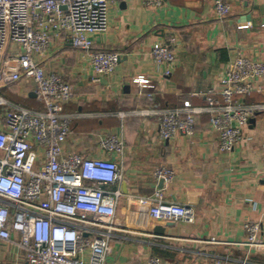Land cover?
I'll return each mask as SVG.
<instances>
[{"label":"crops","instance_id":"crops-1","mask_svg":"<svg viewBox=\"0 0 264 264\" xmlns=\"http://www.w3.org/2000/svg\"><path fill=\"white\" fill-rule=\"evenodd\" d=\"M214 1L165 0L160 8L147 7L143 0L110 5L108 27L93 38L94 48L118 53L120 62L98 82L87 55L66 41L54 42L44 62L47 72L62 75L75 90L65 111L80 118L72 123L65 150L100 158L98 141L107 134L122 136L126 144L118 231L107 264H146L151 257L164 264H208L215 257L224 264H264V253L236 245L246 240V223L259 222L264 240V111L254 116L242 142L229 153L219 150L207 114L196 117L192 137L167 141L159 137L156 116L134 114L186 102L207 106L206 92L219 88L220 77L238 53L264 63V0H222L231 8L224 19L215 14ZM169 36L178 40L177 63L158 66L151 49ZM139 76L153 88L134 84ZM257 84L262 91L247 96L245 103H264V78ZM35 91L27 80L0 86V96L8 102L43 112ZM4 112L0 107V120ZM120 113L126 114L124 119ZM160 168L174 173L161 188L155 177ZM157 189L164 191L166 201L192 207L195 223L153 220L151 198ZM157 226L164 227L163 236L155 235ZM0 264L27 261L16 244H2Z\"/></svg>","mask_w":264,"mask_h":264},{"label":"built area","instance_id":"built-area-1","mask_svg":"<svg viewBox=\"0 0 264 264\" xmlns=\"http://www.w3.org/2000/svg\"><path fill=\"white\" fill-rule=\"evenodd\" d=\"M123 0H0V86L31 81L44 111L14 105L0 96L5 108L0 120V245L16 244L27 264H107L116 226V209L124 180L122 161L126 144L122 136L107 134L98 141L100 158L68 153L64 145L79 115L65 111L75 96L73 85L62 75L47 72L45 60L56 41H66L84 52L97 78L111 75L120 55L94 48V37L108 27V11ZM147 7L160 8L165 0H143ZM220 19L231 14L222 0L214 1ZM178 40L169 36L155 43L150 57L158 65L174 67ZM171 69L166 70L169 76ZM264 63L238 53L219 79V88L206 92L208 104L165 110L134 112L156 116L159 137L171 140L178 135L192 137L198 115L207 114L217 133L219 150L229 153L244 139L254 116L264 103L247 104L244 99L261 92ZM133 83L153 88L139 76ZM121 119L126 114L120 113ZM117 157L118 160L112 159ZM155 177L169 184L174 173L166 168ZM113 187L117 189L114 190ZM150 216L159 222L194 224L195 210L166 201L157 189L151 198ZM246 240L236 243L249 251L264 253L259 222L244 225ZM217 243L215 239L210 241ZM146 264H164L151 257ZM208 264H224L219 257ZM246 264V262L244 263Z\"/></svg>","mask_w":264,"mask_h":264},{"label":"water","instance_id":"water-1","mask_svg":"<svg viewBox=\"0 0 264 264\" xmlns=\"http://www.w3.org/2000/svg\"><path fill=\"white\" fill-rule=\"evenodd\" d=\"M252 22V21H251ZM264 22V21H263ZM162 185H163V181H160V188L162 187ZM125 189V188H124ZM163 234H164V227H162V226H157L156 228H155V235H157V236H163Z\"/></svg>","mask_w":264,"mask_h":264}]
</instances>
